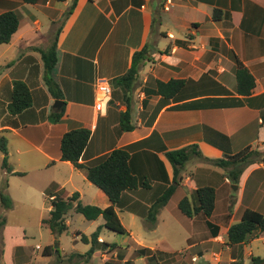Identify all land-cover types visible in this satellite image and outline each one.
Listing matches in <instances>:
<instances>
[{"label":"crops","instance_id":"0c3cea01","mask_svg":"<svg viewBox=\"0 0 264 264\" xmlns=\"http://www.w3.org/2000/svg\"><path fill=\"white\" fill-rule=\"evenodd\" d=\"M72 2L41 0L27 4L23 0H0V15L14 11L20 19L11 42L0 44V140L6 142L12 169L8 172L3 168L5 155L0 150L2 179L9 177L4 190L9 191L11 179L18 178L22 180L14 182L15 188L18 185L25 192L40 188L48 200L74 194L68 193L65 186L73 183L75 174L87 180L86 173L60 160V144L66 132L81 128L89 129L91 138L80 163L88 164L114 148H126L132 155L134 172L151 184L149 189L124 193L116 207L119 218V212H126L147 219L149 205L172 184L173 167L165 156L168 151L197 145L209 159L236 154L247 147L264 152V0H171V5L167 0H78L62 25ZM158 26L165 29L157 30ZM155 32L156 38L167 42L155 46ZM56 39L58 61L48 76L61 91V99L49 90L41 53ZM146 45L150 47L151 60L142 65L138 82L127 90L119 79L130 69L134 53ZM237 62L255 79L250 96L236 91ZM98 80H107L112 88V99L103 113L94 107ZM171 80H183L184 85L166 101L157 92V84ZM15 82L25 83L32 96L31 107L17 115L9 112ZM126 110H131L130 132L121 131V114ZM60 113L62 117L56 122ZM155 156L163 163L169 183L164 182V172ZM63 174L68 175L66 182L58 179ZM41 178L44 184H37ZM179 181L161 211L168 209L180 189H184L180 201L192 197L198 187H214L217 194L214 214L207 219L219 226L217 236L211 234L206 219L190 218L181 211L182 217L177 216L180 224H187V249L194 258L213 259L216 264L223 254L228 256L223 260L226 264L264 259V234L260 231L240 245H229L227 241L229 227L240 222L236 216L240 211V218L246 209L264 214V161L249 165L239 185L233 187L223 177V170L194 157ZM74 189L81 198L79 189ZM96 189L89 205L109 207L108 197ZM158 222L157 217L156 224L150 226L156 228ZM6 224L5 219L3 227ZM103 225L104 220L99 227ZM126 230L127 236H134L132 230ZM5 232L0 228V264H7L3 258ZM103 233L104 229L100 241H104ZM131 241L133 254L129 260L124 259L119 247L97 253L102 254L105 264H111L106 262L108 255L115 258L113 264H135L137 260L149 264L146 257L134 258L138 249L148 247ZM23 248L13 253L16 264H27Z\"/></svg>","mask_w":264,"mask_h":264},{"label":"trees","instance_id":"16d2710c","mask_svg":"<svg viewBox=\"0 0 264 264\" xmlns=\"http://www.w3.org/2000/svg\"><path fill=\"white\" fill-rule=\"evenodd\" d=\"M27 4H37L41 0H23ZM57 2H65L66 0H55ZM78 0H73L69 9L65 12L61 24L63 25L68 17L73 13ZM216 17L217 12L214 14ZM20 26V19L16 12L8 11L0 15V44H9L16 34ZM60 33L57 34V37ZM42 58L46 69V82L50 92L56 99H61L62 94L57 84L52 77L48 76L54 70L58 58H57V39L51 45L48 50L42 51ZM151 60L150 47L146 45L142 50L134 53L132 58V64L130 69L125 75L119 79V83L127 90H131L133 86L139 80L140 69L142 65ZM236 78L238 94L243 96H250L255 88V79L252 74L241 62H237L236 66ZM184 85L183 80H171L167 83L159 81L157 84L158 93L162 95L166 101H169L174 97V93ZM32 105V96L29 88L23 82H15L12 93V100L9 104V112L13 115H17L30 108ZM62 117V113L56 116V122H59ZM133 130L131 125V110H126L121 114V131L130 132ZM91 138V131L89 129L81 128L70 132H66L60 144V160L65 162H71L77 169L84 170L87 180L91 182L96 188L100 189L110 200L111 205L105 209H102L93 205H83L80 202V194L78 192L68 196L67 194H61L51 200V210L49 212V218L43 220L44 226H48L51 232L55 235H61L68 230L66 218L71 210H75L77 213L84 216L88 221H97L100 217L104 220V225L97 228L90 237L79 233L82 243L90 245V249L85 254H70L69 261H73L74 258L84 259V263L87 264L93 258L98 251H113L118 246L116 244H108L105 241H100L103 229L120 234L127 235L128 232L122 224L119 215L116 211V207L120 204L122 196L127 191H134L139 188L149 189L151 187L144 177H139L132 168V155L126 148H114L109 153L97 158L96 160L82 164L80 160L89 144ZM0 150L5 155L3 160V168L8 172L12 169L8 164V151L6 148V142L4 139L0 140ZM168 161L173 167V180L170 186H167L162 191L158 199L151 205L147 221L154 226L157 222V217L160 211L168 204L171 197L174 195L177 185L180 183V178L187 164L194 158L198 157L205 162L211 164L223 170V177L228 178L230 185L236 187L239 185L245 169L252 164L264 161V152H261L258 148L247 147L244 150L230 155H224L219 159L205 158L198 150L197 145L168 151L165 154ZM158 160L164 172V182L169 183V177L165 171L163 163ZM51 192L49 191L48 194ZM217 194L214 187L204 186L198 187L192 197H184L179 202V210L187 217H201L206 219V224L211 230L213 236L219 234V226L214 225L208 221L214 214L216 208ZM0 202L2 206L9 210L13 207L12 200L8 196L0 193ZM227 219L230 215L225 216ZM5 225V219L0 215V227ZM260 231L264 233V214L246 209L240 222L232 224L227 232V241L229 245H240L247 242L255 232ZM149 248H140L135 254L134 258L146 257L149 264L156 260V253ZM59 254V251L56 252ZM165 254L163 252H159ZM50 248H46L44 256H50ZM260 261L264 264V259L253 258L254 264ZM131 261L126 264H130Z\"/></svg>","mask_w":264,"mask_h":264},{"label":"rangeland","instance_id":"374dc122","mask_svg":"<svg viewBox=\"0 0 264 264\" xmlns=\"http://www.w3.org/2000/svg\"><path fill=\"white\" fill-rule=\"evenodd\" d=\"M159 14L162 17L164 16L162 12H159ZM158 29L164 30L165 26L162 28L158 26L157 30ZM152 41L156 43H154L155 46L167 42L162 37L156 38V32L152 37ZM75 175L76 177L74 178L73 183H68L65 186L66 191L68 193H75V186L79 189V192L82 193L80 202L83 205L91 204V197L93 196V193L96 192V187L89 185L86 179L79 177L77 174ZM0 177L1 179L3 177L1 170ZM33 177L36 178L35 176ZM4 178L5 179L0 181V192L11 198L13 204L11 210H6L0 202V214H2L7 221L5 227H0L6 230V243L4 246L5 256L3 257L5 260L4 262L7 264H16L15 259H13V257H16L13 253L18 252L22 246H25L23 252L26 253L27 264H85L84 259H79L77 257L74 258L73 261H69L70 254H85L89 251L90 245L82 243L78 234L82 233V235L90 237V235L97 230L99 225L103 224V219L88 221L83 215L77 213L73 209L67 215L68 230L61 235H55L51 232L48 226H44L43 224V220L49 218L51 199L49 198L48 200L45 194L40 192V188L36 189L35 192L34 190H31L30 192L20 190L18 185L15 188L14 182H20L22 180L18 178L11 179L12 188L9 191H6V189L4 190V184L9 177L5 176ZM58 179L66 182L69 178L67 174H63L60 175ZM28 181H31V179ZM28 181L25 180V182ZM36 183H40V185L44 184V179H38ZM182 190L184 191V189H180L178 191L180 193H177L172 198L168 209L164 212L161 211L158 214L159 222L157 223L156 228H152L150 226L151 223H147V219H141L137 216H133V219L130 214L127 215L126 212H119L124 226L132 230L134 236L129 237L127 235H120L104 229L102 236L104 241L117 244L119 247L118 251L122 252L125 260H129L132 257L133 244H131V239H134L135 242L143 247L155 248L157 251L165 253L161 254L157 252L156 260H154L152 264H155V262H157V264H207L208 261L210 264H216L212 258V260L204 257L198 259L194 258V253L187 249V224L183 222L180 224L177 221V216L182 217V213L178 209V202L180 201V194L183 192ZM139 199L141 203H144L142 198L139 197ZM157 199L158 198L155 200ZM219 206H221V203ZM150 207L151 206L149 205V209ZM128 216H131L132 221ZM236 216L240 221L241 211ZM192 240L193 238L191 241ZM47 245H50V257L43 256ZM38 246L40 249L37 248ZM57 251H59V254L56 253ZM252 251L256 257L257 248L255 246ZM101 255V253L95 254L87 264H103L105 260L102 259ZM107 257L108 259H106V262H110L111 264L116 262L114 257H110L109 255ZM227 257L226 254H223L221 261L216 259V262L219 264H226L223 260ZM215 258H218V256H215ZM178 260H181L182 262L179 263ZM145 261L137 260L135 264H146ZM242 264H254V262L249 258Z\"/></svg>","mask_w":264,"mask_h":264},{"label":"built area","instance_id":"2783aa9c","mask_svg":"<svg viewBox=\"0 0 264 264\" xmlns=\"http://www.w3.org/2000/svg\"><path fill=\"white\" fill-rule=\"evenodd\" d=\"M167 4L171 5V0H167ZM164 9L168 11L169 7L166 6ZM111 99H112V88L107 82V80H98L96 83V99L94 105L95 109L99 113L105 112ZM37 248L40 249L39 246Z\"/></svg>","mask_w":264,"mask_h":264}]
</instances>
